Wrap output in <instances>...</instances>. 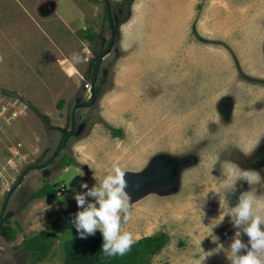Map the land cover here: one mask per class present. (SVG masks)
<instances>
[{
	"label": "rangeland",
	"instance_id": "rangeland-1",
	"mask_svg": "<svg viewBox=\"0 0 264 264\" xmlns=\"http://www.w3.org/2000/svg\"><path fill=\"white\" fill-rule=\"evenodd\" d=\"M0 57V264H63L74 195L114 165L121 231L167 237L149 264H201L210 233L235 234L227 215L213 226L222 210L264 204V0H0ZM46 182L56 200L31 199ZM42 230L54 244L34 262L22 241Z\"/></svg>",
	"mask_w": 264,
	"mask_h": 264
},
{
	"label": "clouds",
	"instance_id": "clouds-1",
	"mask_svg": "<svg viewBox=\"0 0 264 264\" xmlns=\"http://www.w3.org/2000/svg\"><path fill=\"white\" fill-rule=\"evenodd\" d=\"M74 59L78 60L79 57L74 56ZM2 61L3 57H0V62ZM126 172L120 166L114 165L111 173L98 185L89 187L86 182H82L81 188L86 191L74 195L80 210L71 223L81 238H87L99 230L103 237L101 250L111 257L127 254L136 243L131 232L121 231L122 223L127 224L132 220L131 197L126 191ZM238 179L245 180L249 185L260 181L257 173L242 169L239 170L236 181ZM224 189L225 194L235 191V183L224 185ZM89 197L92 198L91 201L88 200ZM226 215L236 230L235 234L225 247L219 242V237L210 233L208 236H211L217 246L206 256L223 252L229 264H264V204H257L249 192H243L236 206L222 210L213 226L219 225ZM242 234L247 235V243L241 239ZM206 256L202 258L201 264Z\"/></svg>",
	"mask_w": 264,
	"mask_h": 264
},
{
	"label": "trees",
	"instance_id": "trees-1",
	"mask_svg": "<svg viewBox=\"0 0 264 264\" xmlns=\"http://www.w3.org/2000/svg\"><path fill=\"white\" fill-rule=\"evenodd\" d=\"M44 121L50 123V118L43 115ZM112 132L119 131L112 129ZM68 134H64V139ZM63 167L77 165V162L71 157H63ZM46 198L48 200H56L57 188L53 187L49 182L44 183L38 189L31 199ZM3 233H9L11 230L2 229ZM55 234L42 230L31 235L22 241V247L25 252L31 253L34 262L42 261L49 256L52 245L54 244ZM167 237L165 234L148 235L136 240L131 250L123 256H107L101 250L103 244L102 235L87 236V238L75 237L65 242L64 246V262L63 264H149L151 257L158 254L165 245Z\"/></svg>",
	"mask_w": 264,
	"mask_h": 264
},
{
	"label": "built area",
	"instance_id": "built-area-1",
	"mask_svg": "<svg viewBox=\"0 0 264 264\" xmlns=\"http://www.w3.org/2000/svg\"><path fill=\"white\" fill-rule=\"evenodd\" d=\"M1 109H3V110H4V109H5V107H4V106H2V107H1Z\"/></svg>",
	"mask_w": 264,
	"mask_h": 264
},
{
	"label": "water",
	"instance_id": "water-1",
	"mask_svg": "<svg viewBox=\"0 0 264 264\" xmlns=\"http://www.w3.org/2000/svg\"><path fill=\"white\" fill-rule=\"evenodd\" d=\"M91 92L93 93V90L91 89Z\"/></svg>",
	"mask_w": 264,
	"mask_h": 264
}]
</instances>
